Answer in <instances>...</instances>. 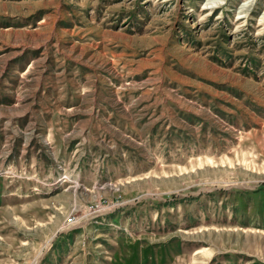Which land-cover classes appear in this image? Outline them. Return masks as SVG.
<instances>
[{
  "label": "rangeland",
  "instance_id": "374dc122",
  "mask_svg": "<svg viewBox=\"0 0 264 264\" xmlns=\"http://www.w3.org/2000/svg\"><path fill=\"white\" fill-rule=\"evenodd\" d=\"M3 88L0 264H264V0H0Z\"/></svg>",
  "mask_w": 264,
  "mask_h": 264
},
{
  "label": "crops",
  "instance_id": "0c3cea01",
  "mask_svg": "<svg viewBox=\"0 0 264 264\" xmlns=\"http://www.w3.org/2000/svg\"><path fill=\"white\" fill-rule=\"evenodd\" d=\"M23 71H25V69ZM33 84L35 86H31L28 89H26L27 92H29V94H30V97L27 99V102H30L29 104L35 105V101L36 102H40L41 101L40 99L43 100V97L41 98V94H43V93H47V94L49 93V94H51L52 92H54L58 96L59 89H57V90L52 89L51 91H49V90L47 91V89L45 87H43L45 85H41V84H38V83L34 82V78H33ZM4 89L5 88H3V89L0 90L2 92V94H3L2 95V98L4 99L3 102H5L7 105L10 104V105L13 106L14 105V99H13V97H7L6 94H5V92H7V91L4 90ZM15 89H17L19 91L18 93H22L23 94V92H25L23 86H18ZM6 98H9V99H6ZM56 100H57V97H55V109L57 110L58 109V106L56 105V103H57ZM23 104H24V102H23ZM65 105H67V104H65ZM72 106L73 105H67V106H65V110L67 112L73 111L74 109H73ZM22 112H21V114H18L17 115V120H16L19 123H21L22 125L21 124H17V126H26V125L29 124V123H27V120L28 119H27V117L25 115L26 113L25 112L22 113ZM13 118H15V117H13ZM46 120H47V123L46 124H52V122H55V123L59 122V119L58 118L52 117L51 115L47 116L46 117ZM69 120H70L69 122H71V124H72V120L71 119H69ZM64 122H65V124H68L67 123L68 121L64 120ZM43 123H45V121H43Z\"/></svg>",
  "mask_w": 264,
  "mask_h": 264
}]
</instances>
